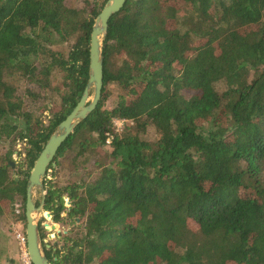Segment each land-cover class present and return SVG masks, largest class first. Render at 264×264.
I'll use <instances>...</instances> for the list:
<instances>
[{
  "label": "trees",
  "instance_id": "obj_1",
  "mask_svg": "<svg viewBox=\"0 0 264 264\" xmlns=\"http://www.w3.org/2000/svg\"><path fill=\"white\" fill-rule=\"evenodd\" d=\"M107 1L0 0V143L25 151L18 180L0 156V236L26 221L34 163L83 96ZM106 44L102 99L44 180L55 222L81 221L52 264H264V0H128ZM68 157L93 168L59 187Z\"/></svg>",
  "mask_w": 264,
  "mask_h": 264
},
{
  "label": "water",
  "instance_id": "obj_2",
  "mask_svg": "<svg viewBox=\"0 0 264 264\" xmlns=\"http://www.w3.org/2000/svg\"><path fill=\"white\" fill-rule=\"evenodd\" d=\"M127 2L128 0H108L96 18L91 34L89 80L86 89L78 105L50 136L30 172L26 202V246L31 264H52L46 254L39 224L44 214L46 201L44 180L51 165H56L55 159L63 144L76 128L97 109L102 99L104 54L107 52L109 22L113 16L124 9ZM37 195L40 196L39 203H37ZM52 229L56 230L57 226H52ZM49 238L51 239L52 236Z\"/></svg>",
  "mask_w": 264,
  "mask_h": 264
},
{
  "label": "rangeland",
  "instance_id": "obj_3",
  "mask_svg": "<svg viewBox=\"0 0 264 264\" xmlns=\"http://www.w3.org/2000/svg\"><path fill=\"white\" fill-rule=\"evenodd\" d=\"M68 4L75 7H82L85 4V1L87 0H66ZM93 1V0H89ZM54 49L61 51L63 53H67L69 46L68 44L62 43V42H56L54 44ZM56 84L58 86L61 83V80L59 78H56ZM57 93V92H56ZM119 92H115V95L112 96V98L108 102V106L112 108L114 104L116 103V97L118 96ZM123 94H127L125 91ZM61 94H52L50 95L49 99L40 101L37 105V114L40 115L41 112L44 113V117L52 116L59 112L60 110V99ZM45 120V119H44ZM118 130H122L124 126L123 121H115ZM24 144L21 141H17L13 144V142L8 143H0V156L6 157L8 154L11 155V160L9 163L11 164L13 168V176L17 179L18 175L16 174V167L18 161L22 160V156H24ZM21 154V155H20ZM62 167L61 170L58 172L60 178L61 185H65L67 183H82L85 180L86 172L84 171V168L87 167L89 170L93 168L94 160L91 162L83 165V167H79L78 169L74 166V163L71 161V158L68 157L67 159H63L61 161ZM243 196L244 192L242 193ZM40 202V196L37 195V203ZM49 218V217H47ZM45 220V223H51L48 222L46 218H42L39 221L43 222ZM80 221L76 226L68 227V229H63L60 227V225L56 224L58 226V230H71L74 227L80 226ZM26 224L25 221H15L12 219V217H9L2 225L3 235L0 236V257H2V262L5 264H30V258L27 251V246L24 245L21 240L19 239V235L22 234L26 237ZM52 225V223H51ZM54 225V224H53ZM50 230L48 231L47 240L48 241H55L57 240L56 231L53 230L51 227H48ZM72 230L70 233H73L75 235V232L78 233L80 229ZM56 234H55V233ZM71 235V234H70ZM49 236H52L50 239ZM9 260H15L14 262H9Z\"/></svg>",
  "mask_w": 264,
  "mask_h": 264
},
{
  "label": "flooded vegetation",
  "instance_id": "obj_4",
  "mask_svg": "<svg viewBox=\"0 0 264 264\" xmlns=\"http://www.w3.org/2000/svg\"><path fill=\"white\" fill-rule=\"evenodd\" d=\"M57 175H59V173H57ZM46 177L48 178L49 181H52V182H56V180H57V177L53 176V174L51 173L50 169L48 170ZM59 187H61V183L59 184ZM65 198L68 200L67 196ZM45 205H46V201H45ZM67 206L68 207L70 206L69 203H67ZM65 216H66V214L62 213V217H65ZM47 217H49V218H47ZM42 218H46L48 220V222L52 223V225H51V223L50 224L49 223H45V220L43 222H40L41 236H42V234L45 235V238L43 239L45 250L46 251L53 250V254L52 255L55 254L56 249H59L61 251H68L67 248H69L71 246V241H66L65 238H67V236L70 235V234L74 237L77 234L76 233L77 232L76 229H79V228L74 227L73 229L71 228V230L59 231L58 230V226L56 224L60 225V227H62V228L64 227L63 229H68V227H72V226L67 225L65 227L62 224L56 223L54 218H53V214L51 212L47 211L46 209H44V214L42 215ZM53 224L57 226V229L55 230L57 234L54 232L56 234V236H57V240L50 242L46 238H47V235H48V231L50 230L48 227L52 228V226H54ZM79 224H81V221H80ZM72 230L76 231L75 235L73 233H70ZM46 254H47V252H46ZM56 260L57 259H55V261Z\"/></svg>",
  "mask_w": 264,
  "mask_h": 264
},
{
  "label": "built area",
  "instance_id": "obj_5",
  "mask_svg": "<svg viewBox=\"0 0 264 264\" xmlns=\"http://www.w3.org/2000/svg\"><path fill=\"white\" fill-rule=\"evenodd\" d=\"M19 239L21 240V242H22L24 245H26V237H25L24 235L20 234V235H19ZM30 264H31V262H30Z\"/></svg>",
  "mask_w": 264,
  "mask_h": 264
}]
</instances>
